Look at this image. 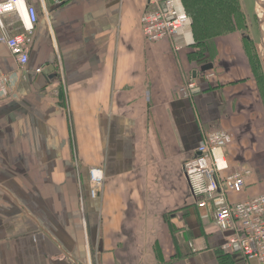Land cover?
<instances>
[{
	"label": "crops",
	"instance_id": "0c3cea01",
	"mask_svg": "<svg viewBox=\"0 0 264 264\" xmlns=\"http://www.w3.org/2000/svg\"><path fill=\"white\" fill-rule=\"evenodd\" d=\"M239 1L243 29L200 43L190 16L179 51L142 33L156 0H29L32 33L3 17L0 36L26 34L29 61L0 39V264H87L89 250L94 264H262L221 251L230 232L184 171L205 131L227 130L229 171H252L230 199L264 194V87ZM192 78L200 91L183 97Z\"/></svg>",
	"mask_w": 264,
	"mask_h": 264
},
{
	"label": "built area",
	"instance_id": "2783aa9c",
	"mask_svg": "<svg viewBox=\"0 0 264 264\" xmlns=\"http://www.w3.org/2000/svg\"><path fill=\"white\" fill-rule=\"evenodd\" d=\"M181 1L183 0H156V8L144 11L141 29L146 40L155 42L168 39L175 51L182 49L178 37L185 32L190 15L180 8ZM10 13L19 16L28 33L33 32L39 15L36 6L29 0H0L1 27L4 28L3 17ZM0 39L6 43L20 65L28 63L26 34L5 33ZM213 75L207 74L206 78ZM179 91L183 97L190 98L200 91V86L192 78L183 83ZM8 92L7 80L0 71V99ZM231 140L232 135L227 130L205 131L203 142L194 156L185 161L184 171L199 207L207 208L217 225L223 231L230 232L220 247L221 251L239 254L245 260L257 259L264 264V194L240 202L230 199L231 193L244 191L247 177L252 173L250 169L229 171L230 164L225 149ZM90 177L91 195L99 197L105 185L104 172L101 168H92ZM87 264H94L90 250Z\"/></svg>",
	"mask_w": 264,
	"mask_h": 264
},
{
	"label": "trees",
	"instance_id": "16d2710c",
	"mask_svg": "<svg viewBox=\"0 0 264 264\" xmlns=\"http://www.w3.org/2000/svg\"><path fill=\"white\" fill-rule=\"evenodd\" d=\"M183 1L187 12L193 18V30L197 41L200 43L206 39L228 34L245 26L239 0ZM257 60L259 69H261V60L258 56ZM258 78L261 88H263V77Z\"/></svg>",
	"mask_w": 264,
	"mask_h": 264
},
{
	"label": "rangeland",
	"instance_id": "374dc122",
	"mask_svg": "<svg viewBox=\"0 0 264 264\" xmlns=\"http://www.w3.org/2000/svg\"><path fill=\"white\" fill-rule=\"evenodd\" d=\"M243 1H244L246 14H247V16L250 20V23H251V29H252L251 32L256 37L257 43H255L256 45L254 46L256 54H257L256 56H258V58L261 60L260 62H261L262 68L260 67L261 69H259L260 70L259 77L262 76L263 81H264V29L262 27L264 25V19H263L264 14H262V11H263V8L261 6L262 1H260V0L259 1L258 0H243ZM263 4H264V0H263ZM240 5H241V3H240ZM256 5L258 6L257 7V12H258L257 14L255 11ZM242 13H243V11H242ZM243 18L245 20L244 14H243ZM244 23H245V25L247 24L246 21H244ZM243 28H241V29H243Z\"/></svg>",
	"mask_w": 264,
	"mask_h": 264
},
{
	"label": "bare ground",
	"instance_id": "6f19581e",
	"mask_svg": "<svg viewBox=\"0 0 264 264\" xmlns=\"http://www.w3.org/2000/svg\"><path fill=\"white\" fill-rule=\"evenodd\" d=\"M260 1H262L261 3V6H262V8H263V11H262V14H264V4H263V0H260ZM264 19V18H263ZM263 27V29H264V25L262 26Z\"/></svg>",
	"mask_w": 264,
	"mask_h": 264
},
{
	"label": "water",
	"instance_id": "95a60500",
	"mask_svg": "<svg viewBox=\"0 0 264 264\" xmlns=\"http://www.w3.org/2000/svg\"><path fill=\"white\" fill-rule=\"evenodd\" d=\"M259 1V0H258Z\"/></svg>",
	"mask_w": 264,
	"mask_h": 264
}]
</instances>
